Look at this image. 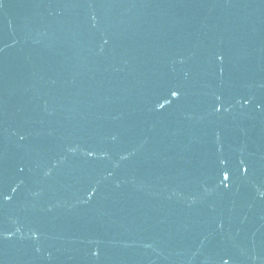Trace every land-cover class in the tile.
<instances>
[{
  "label": "water",
  "instance_id": "obj_1",
  "mask_svg": "<svg viewBox=\"0 0 264 264\" xmlns=\"http://www.w3.org/2000/svg\"><path fill=\"white\" fill-rule=\"evenodd\" d=\"M0 264H264V0H0Z\"/></svg>",
  "mask_w": 264,
  "mask_h": 264
}]
</instances>
